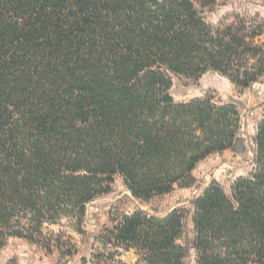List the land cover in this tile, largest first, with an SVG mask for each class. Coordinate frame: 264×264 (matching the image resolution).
<instances>
[{
  "label": "trees",
  "instance_id": "trees-1",
  "mask_svg": "<svg viewBox=\"0 0 264 264\" xmlns=\"http://www.w3.org/2000/svg\"><path fill=\"white\" fill-rule=\"evenodd\" d=\"M217 1L0 0V247L22 238L70 244L72 256L48 229L84 233L87 205L115 176L150 199L191 186L199 162L243 143L240 101L169 93L171 73L212 70L242 88L264 79V18L209 24L196 3ZM254 143V167L230 195L212 183L193 201L195 264H264V119ZM185 236L186 211L139 210L99 239L138 262L184 264ZM90 263L127 264L112 251Z\"/></svg>",
  "mask_w": 264,
  "mask_h": 264
},
{
  "label": "rangeland",
  "instance_id": "rangeland-1",
  "mask_svg": "<svg viewBox=\"0 0 264 264\" xmlns=\"http://www.w3.org/2000/svg\"><path fill=\"white\" fill-rule=\"evenodd\" d=\"M197 9L206 22L213 25L230 23L237 18H264V0H220L210 5L196 3ZM172 85L169 93L178 103H186L199 97H212L218 104L238 100L242 103L240 112L242 126L240 135L243 143L232 149L211 154L193 170L194 182L191 186L176 187L169 194L142 199L132 195L121 176L117 175L110 185V191L96 197L87 205L83 221L84 233H78L64 221L51 226L48 231L62 234L64 240L71 242L76 252L65 256L64 249L55 245L51 251L22 238H11L0 247V264H91V255L99 251H112L118 259L127 264H145L138 262L135 249L106 245L99 239L106 229L117 225L121 216L135 211H144L151 215L164 216L174 209L186 211V235L180 239L186 242L190 251L184 264H195L196 251L193 248V201L203 194L212 184L220 185L227 194H231L236 179L248 176L254 167V137L257 126L264 119V79L242 88L227 77L215 71H207L200 77H187L170 74ZM245 146V149L243 147ZM85 259L87 262H85Z\"/></svg>",
  "mask_w": 264,
  "mask_h": 264
}]
</instances>
